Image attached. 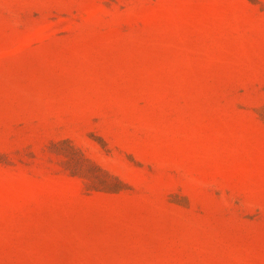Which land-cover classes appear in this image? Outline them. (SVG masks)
<instances>
[{
  "label": "rangeland",
  "instance_id": "374dc122",
  "mask_svg": "<svg viewBox=\"0 0 264 264\" xmlns=\"http://www.w3.org/2000/svg\"><path fill=\"white\" fill-rule=\"evenodd\" d=\"M0 264H264V0H0Z\"/></svg>",
  "mask_w": 264,
  "mask_h": 264
}]
</instances>
